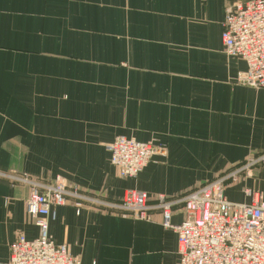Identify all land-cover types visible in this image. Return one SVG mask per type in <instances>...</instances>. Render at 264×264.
I'll return each instance as SVG.
<instances>
[{"label": "crops", "instance_id": "1", "mask_svg": "<svg viewBox=\"0 0 264 264\" xmlns=\"http://www.w3.org/2000/svg\"><path fill=\"white\" fill-rule=\"evenodd\" d=\"M242 0H0V264L37 236L28 187L4 174L60 178L120 202L128 190L177 199L256 155L264 89L222 50L225 11ZM116 136L164 148L134 179L105 144ZM264 199V165L239 180ZM83 204L55 208L49 233L81 264H176L177 234L159 213L138 220ZM78 209V210H77ZM182 219L173 206L171 222Z\"/></svg>", "mask_w": 264, "mask_h": 264}, {"label": "built area", "instance_id": "2", "mask_svg": "<svg viewBox=\"0 0 264 264\" xmlns=\"http://www.w3.org/2000/svg\"><path fill=\"white\" fill-rule=\"evenodd\" d=\"M220 38L225 55L245 64L237 73V82L264 89V0L234 3L225 11ZM106 148L121 177H133L154 155H165L159 144L155 147L152 142L124 136H116ZM260 165H264V144L256 155L180 198L158 195L153 207L160 213V223L177 234L176 264H264V199L248 187L242 188L243 201H232L225 195L226 184L250 177ZM4 176L28 187L25 210L37 228L35 238L20 234L9 244L7 264H81L66 244L55 242L49 233V220L54 218L55 208L67 205L66 197L77 198V204L90 202L112 209L122 205L136 215L140 213V218L149 209L148 196L143 191L130 190L117 205L79 194L62 180L51 183L27 175ZM178 203L182 204V219L174 224L172 209Z\"/></svg>", "mask_w": 264, "mask_h": 264}, {"label": "rangeland", "instance_id": "3", "mask_svg": "<svg viewBox=\"0 0 264 264\" xmlns=\"http://www.w3.org/2000/svg\"><path fill=\"white\" fill-rule=\"evenodd\" d=\"M113 141V140H112ZM112 141H110L109 143H107V144H105V149H106V151L108 152V154H109V162H110V164L115 168V170H116V173H117V175L119 176V177H121L120 175H119V173H118V170H117V168L111 163V158H110V152L107 150V146H108V144H110ZM152 144H154V146L156 147V144L154 143V142H152ZM155 156H158V155H154V157ZM153 157V158H154ZM152 161V159H150V160H148V161H146L145 162V165L142 167V169L148 164V163H150ZM263 164V163H262ZM237 165H240V164H237ZM260 166H262V165H260ZM259 167V166H258ZM141 169V170H142ZM141 170H139L133 177H121V178H128V179H134V178H136V176L140 173V171ZM228 171V170H227ZM224 172H226V171H224ZM224 172H222V173H224ZM221 173V174H222ZM23 175H27V176H29L30 178H31V176L30 175H28V174H24V173H22V174H20L19 176H23ZM220 175V174H219ZM218 176V175H217ZM216 177V176H215ZM214 177V178H215ZM241 178H246V177H240L239 178V180L241 179ZM33 179V178H32ZM213 179V178H212ZM35 180H38V179H35ZM56 180H58L59 182H61V180L62 181H64L65 182V184H66V186L68 187V188H72V189H74V190H76L79 194H82V195H84V196H87V197H96L94 194H92V193H87V192H83L82 190H80L78 187H76V186H72V185H70V184H68L65 180H63V179H60V178H55V179H53V180H41V181H47V182H51V183H54V182H56ZM211 180V179H210ZM239 180L237 181V182H234V183H232V184H226V186H225V191H226V194H227V196L230 198V199H241L242 197H241V194L239 193V187H240V185H239ZM209 181V180H208ZM18 183V182H17ZM19 184H22V185H25V184H23L22 182L21 183H19ZM203 184V183H202ZM198 187V186H197ZM245 187V186H244ZM196 188V187H195ZM194 189V188H193ZM192 190V189H191ZM130 190H128L126 193H128ZM137 191H141V190H137ZM190 191V190H189ZM144 193H146L145 191H143ZM188 192V191H187ZM241 192H242V189H241ZM147 195V194H146ZM158 195L159 194H157L156 196H155V198H153V199H150L149 198V196H148V200H147V202H146V205L149 207V209H148V212H147V214L145 213V217L144 218H140L141 217V215H140V213H138L139 215H136V212L134 211V210H131V209H125V208H123L122 207V205L120 206V208L119 207H116V208H118V209H116V210H119V211H121V212H124V213H127L129 216H131L132 218H134V219H138V220H146V221H149V220H152V212H154V211H156V212H158L159 213V211L156 209V208H154L153 206L156 204V201H157V197H158ZM242 195H243V193H242ZM125 196V195H124ZM123 196V197H124ZM244 196V195H243ZM96 198H98V197H96ZM76 199L77 198H75V197H66V201H67V205H73V206H75V207H77V206H80V207H82V205L83 204H86L87 206H89V207H93L92 205H94V206H97L98 208H100V209H112V208H109V207H106V206H103V205H98V204H88V203H90V202H84V203H80V204H77L76 202ZM99 200H101V201H108V200H106V199H104V198H101V197H99L98 198ZM109 202V201H108ZM113 203V202H112ZM115 204H119L118 202H115ZM79 207V208H80ZM153 207V208H152ZM140 216V217H139ZM159 216H160V213H159ZM159 223H160V221H159ZM160 225H161V223H160ZM162 226V225H161ZM163 228V227H162ZM164 229V228H163Z\"/></svg>", "mask_w": 264, "mask_h": 264}]
</instances>
